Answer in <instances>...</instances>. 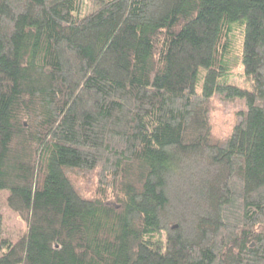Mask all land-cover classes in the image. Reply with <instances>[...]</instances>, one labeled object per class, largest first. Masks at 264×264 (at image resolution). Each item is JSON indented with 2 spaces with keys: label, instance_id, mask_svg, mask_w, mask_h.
<instances>
[{
  "label": "trees",
  "instance_id": "16d2710c",
  "mask_svg": "<svg viewBox=\"0 0 264 264\" xmlns=\"http://www.w3.org/2000/svg\"><path fill=\"white\" fill-rule=\"evenodd\" d=\"M1 190L0 264H264V0H0Z\"/></svg>",
  "mask_w": 264,
  "mask_h": 264
},
{
  "label": "rangeland",
  "instance_id": "374dc122",
  "mask_svg": "<svg viewBox=\"0 0 264 264\" xmlns=\"http://www.w3.org/2000/svg\"><path fill=\"white\" fill-rule=\"evenodd\" d=\"M229 120H231V117H229ZM225 124L227 123L222 121L219 125L224 126ZM7 195L8 190L0 191V213L3 217V234L11 242H14L26 232L27 223L8 207L6 203Z\"/></svg>",
  "mask_w": 264,
  "mask_h": 264
}]
</instances>
